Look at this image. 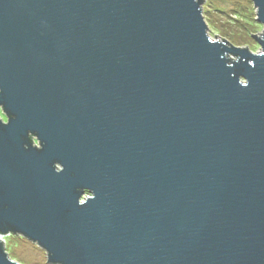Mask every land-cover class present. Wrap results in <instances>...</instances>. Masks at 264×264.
Masks as SVG:
<instances>
[{
	"label": "water",
	"instance_id": "1",
	"mask_svg": "<svg viewBox=\"0 0 264 264\" xmlns=\"http://www.w3.org/2000/svg\"><path fill=\"white\" fill-rule=\"evenodd\" d=\"M202 2L0 0V234L52 264H264V31L214 40Z\"/></svg>",
	"mask_w": 264,
	"mask_h": 264
},
{
	"label": "rangeland",
	"instance_id": "2",
	"mask_svg": "<svg viewBox=\"0 0 264 264\" xmlns=\"http://www.w3.org/2000/svg\"><path fill=\"white\" fill-rule=\"evenodd\" d=\"M202 13L208 24L209 36L216 40L225 38L231 44L248 47L254 52L261 50L260 44L252 33H263L264 26L255 20L257 10L252 0H203ZM237 59L233 54H229ZM89 192L84 193L83 200ZM2 236L5 250L20 264H52L48 262V255L36 242L19 233L8 232Z\"/></svg>",
	"mask_w": 264,
	"mask_h": 264
},
{
	"label": "flooded vegetation",
	"instance_id": "3",
	"mask_svg": "<svg viewBox=\"0 0 264 264\" xmlns=\"http://www.w3.org/2000/svg\"><path fill=\"white\" fill-rule=\"evenodd\" d=\"M9 61H11V63H12V57H11V59H9L7 57V51L5 49H3V46L2 47L0 46V65L2 66L4 64H7ZM0 91H1V89H0ZM6 104H7V98L6 99L2 98L0 100V122H2V123H9L10 118L13 117V115H14L7 108ZM25 139H26V141H28V143H31V145L36 147V148L42 147L37 133L28 132V135ZM56 166H58V164H56ZM58 168H60V166ZM86 192L88 193V191H86Z\"/></svg>",
	"mask_w": 264,
	"mask_h": 264
},
{
	"label": "built area",
	"instance_id": "4",
	"mask_svg": "<svg viewBox=\"0 0 264 264\" xmlns=\"http://www.w3.org/2000/svg\"><path fill=\"white\" fill-rule=\"evenodd\" d=\"M2 236V239H4L3 237H4V235L3 234H0V237Z\"/></svg>",
	"mask_w": 264,
	"mask_h": 264
},
{
	"label": "trees",
	"instance_id": "5",
	"mask_svg": "<svg viewBox=\"0 0 264 264\" xmlns=\"http://www.w3.org/2000/svg\"><path fill=\"white\" fill-rule=\"evenodd\" d=\"M12 233V232H11ZM14 233V232H13ZM17 234V233H16Z\"/></svg>",
	"mask_w": 264,
	"mask_h": 264
}]
</instances>
